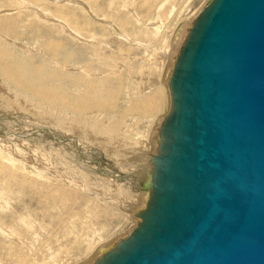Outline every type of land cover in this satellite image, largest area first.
<instances>
[{"label": "rangeland", "instance_id": "1", "mask_svg": "<svg viewBox=\"0 0 264 264\" xmlns=\"http://www.w3.org/2000/svg\"><path fill=\"white\" fill-rule=\"evenodd\" d=\"M206 2L0 0V61L19 76L0 79V264H92L136 225L162 86Z\"/></svg>", "mask_w": 264, "mask_h": 264}, {"label": "water", "instance_id": "2", "mask_svg": "<svg viewBox=\"0 0 264 264\" xmlns=\"http://www.w3.org/2000/svg\"><path fill=\"white\" fill-rule=\"evenodd\" d=\"M128 235L92 264H264V0H207Z\"/></svg>", "mask_w": 264, "mask_h": 264}, {"label": "bare ground", "instance_id": "3", "mask_svg": "<svg viewBox=\"0 0 264 264\" xmlns=\"http://www.w3.org/2000/svg\"><path fill=\"white\" fill-rule=\"evenodd\" d=\"M122 1V0H121ZM136 1H138V0H136ZM146 1V0H145ZM126 2V1H125ZM149 3V2H148ZM118 4V3H117ZM120 4V3H119ZM142 4H146V2H144V1H142ZM141 4V5H142ZM151 5V4H150ZM126 8H128V11L130 12V14H131V17L132 18H134V21L136 22V21H138L139 22V20H138V14H137V11H136V9H134V7H133V5H132V3H130V4H127L126 6H125ZM145 7H147V6H145ZM151 8H152V6H151ZM148 11H150V10H148ZM162 14H160V16H161ZM96 16V15H95ZM164 16V15H163ZM143 20V19H142ZM141 20V21H142ZM194 20H195V18H194ZM194 20H193V22H194ZM148 21H149V24H152V23H154V24H157V23H155V22H158V21H160L159 23H162V20L160 19V20H158V18L155 20V22H153V20L150 22V20L148 19ZM147 21V22H148ZM193 22H192V24H193ZM178 25V24H177ZM184 25V24H183ZM187 25V24H186ZM64 26V25H63ZM192 26V25H191ZM185 27V26H184ZM161 29V26L160 25H158L157 26V29L155 28V32H157L158 31V29ZM190 29V28H189ZM189 29H188V32H187V34H186V37H187V35H188V33H189ZM75 30V29H74ZM77 32V31H76ZM180 32V31H179ZM76 34V33H75ZM175 37L176 36H178L179 37V35H174ZM186 37L184 38V40H183V42L181 43V45H180V48H179V50H178V53H179V51H180V49H181V47H182V45L184 44V42H185V40H186ZM126 39H128L129 40V36H127L126 35ZM176 39V38H175ZM180 39V38H179ZM176 41H177V39H176ZM175 42V41H174ZM176 48V47H175ZM174 48V49H175ZM169 49V48H168ZM171 50V49H170ZM172 50H173V47H172ZM174 52V51H173ZM178 53H177V55H178ZM176 59V58H175ZM175 62V61H174ZM6 64L4 63V62H1L0 61V79H1V77H2V80H4V81H6V79L8 80V82L11 84V85H13L14 86V83H13V81L11 80V79H9V77H8V75L9 74H11L12 76H14V77H16V78H19V76H18V74L16 73V72H11L10 70H7V69H5L4 68V66H5ZM147 65H148V62H147ZM173 68V67H172ZM171 72H172V69L170 70V74H171ZM170 74H169V76H170ZM167 84H168V82H167ZM22 85V84H21ZM155 85V84H154ZM162 87H164V88H168L169 89V85H168V87H166V86H162ZM169 93H170V90H169ZM170 102H171V98H170ZM170 108H171V103H170ZM170 111V110H169ZM168 115V114H167ZM167 115H166V117H167ZM165 117V118H166ZM164 118V119H165ZM164 121V120H163ZM163 121H162V123H163ZM162 123L160 124V129H161V125H162ZM160 129H159V134L158 135H160V139H159V145H158V152L157 153H159V151L161 150L160 149V142H161V140H162V135H161V133H160ZM156 155V154H155ZM155 155L153 156V158H152V168H151V171H150V173H149V177L147 178V179H149L150 178V176H151V173H152V171H153V168H154V157H155ZM146 179V180H147ZM145 180V181H146ZM145 181L143 182V187H144V189H146V190H148L149 191V199H150V192H151V189H149L146 185H145ZM149 199L148 200H146V203H145V206L142 208V209H140L139 210V212H138V214H137V216H138V218H139V220L137 221V223L138 222H140V220H141V211L146 207V205H147V203H148V201H149ZM136 223V224H137ZM114 246V245H113ZM104 253V252H103ZM102 253V254H103ZM101 254V255H102ZM99 257V256H98ZM97 257V258H98ZM96 258V259H97ZM95 259V260H96Z\"/></svg>", "mask_w": 264, "mask_h": 264}]
</instances>
